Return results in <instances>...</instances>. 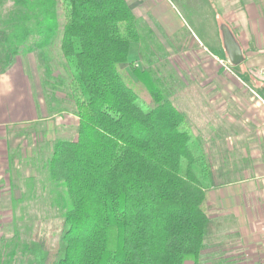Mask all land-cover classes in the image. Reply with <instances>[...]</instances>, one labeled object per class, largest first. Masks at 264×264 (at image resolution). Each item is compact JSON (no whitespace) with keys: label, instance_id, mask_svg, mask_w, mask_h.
<instances>
[{"label":"trees","instance_id":"16d2710c","mask_svg":"<svg viewBox=\"0 0 264 264\" xmlns=\"http://www.w3.org/2000/svg\"><path fill=\"white\" fill-rule=\"evenodd\" d=\"M142 24L129 0H12L0 13V74L55 41L77 118L44 163L58 228L1 235L0 264L200 263L219 228L211 162L144 54Z\"/></svg>","mask_w":264,"mask_h":264},{"label":"rangeland","instance_id":"374dc122","mask_svg":"<svg viewBox=\"0 0 264 264\" xmlns=\"http://www.w3.org/2000/svg\"><path fill=\"white\" fill-rule=\"evenodd\" d=\"M129 1L136 16L141 18L143 23L140 31L146 36L143 44L144 54L154 60L152 68L157 71L168 96L186 113L195 131L204 130L208 121L218 120L221 114H214L215 108L221 110L219 106L229 107L238 102L235 81L239 84L240 91H249L252 83L242 71L241 63L231 65L226 59L225 72L230 74V79L224 80V84L216 88L224 92V97L214 98L212 95H206V92L215 89L211 83L204 81L206 71L213 75L215 69L206 56L216 53L224 57L213 43L216 35L221 32L222 25L218 24L219 18L215 16V13H219V3L216 0ZM233 3L237 4L234 0L231 1V4ZM11 5L12 0H0V13L5 12ZM230 19L234 20V17ZM248 21L253 22V18ZM248 21L247 27L251 28L252 23L249 24ZM228 24L229 28L231 24L230 29L235 31L243 29L236 26L234 21ZM254 37L251 39L247 33H240V39L245 45L244 55L247 58L244 65L261 74L264 72V51L256 48ZM191 42H195L199 51L193 45L190 47ZM180 43L188 46L183 49L184 56L180 55V49H175L176 44ZM137 52L138 45H133L129 59L135 60L137 67H146V62L140 61ZM199 60L201 64H197ZM125 70L132 77L128 65ZM232 71L236 74V79L233 78ZM66 77H69V72L58 44L54 41L46 49L18 57L12 65L11 73L3 80L4 83L10 84L6 87L1 104L4 101L6 113L10 110L5 123L6 129H11L8 133L9 159L6 174L0 180V236L9 237L18 232L20 238L26 240L35 229L48 233L59 226L61 216L59 211L50 205L55 194L51 193L52 183L48 181L44 163L55 139L75 135L73 126L77 118L67 94ZM7 88H11L10 94ZM137 92L149 103L146 91L137 89ZM33 106L39 109L38 114L33 110ZM205 106L210 107L206 109ZM33 115L37 116V121L19 122ZM42 116L48 119L43 120ZM57 194L66 197L63 188L57 190Z\"/></svg>","mask_w":264,"mask_h":264},{"label":"crops","instance_id":"0c3cea01","mask_svg":"<svg viewBox=\"0 0 264 264\" xmlns=\"http://www.w3.org/2000/svg\"><path fill=\"white\" fill-rule=\"evenodd\" d=\"M216 1L219 3V13H215L219 18L218 24L229 27L228 23L234 21L236 26L243 28L235 31L230 29L231 24L229 28L239 42L243 55L245 45L240 39L241 31L251 39L255 36L253 41L256 48L264 51V0H234L237 2L234 5L231 4L233 0ZM233 17L234 20H231ZM249 18H253V22H249ZM247 21L252 23L251 28L247 27ZM191 43L190 47L193 45L198 50L195 42ZM213 43L224 57L216 53L206 56L215 66L213 75L207 71L205 74L204 81L215 88L206 95L222 98L224 92L216 88L224 84V80L230 79V74L225 72L224 63L228 59L221 32ZM187 47L185 43H180L176 44L175 49H180V55L184 56L183 49ZM246 60L244 55L242 71L252 83L248 92L239 90L236 74L232 71L239 103L229 107L219 106L221 110L215 108L213 113L221 115L218 120L208 121L204 130L195 131L191 125L194 134L202 138L211 162L215 183L205 190V198L211 215L220 225L214 240L203 250L199 264H264V76L254 68L246 67ZM197 64H201L200 60ZM11 71L12 67L0 74V180L6 174L8 133L11 129L7 130L5 123L10 110L6 113L4 101L1 104L6 87L10 84L3 80ZM7 92L10 94L11 88H7ZM209 107L205 106L206 109ZM33 110L38 114L36 106H33ZM37 116L19 122L33 123L38 120ZM41 119L47 120L48 117L42 116Z\"/></svg>","mask_w":264,"mask_h":264},{"label":"water","instance_id":"95a60500","mask_svg":"<svg viewBox=\"0 0 264 264\" xmlns=\"http://www.w3.org/2000/svg\"><path fill=\"white\" fill-rule=\"evenodd\" d=\"M221 36L227 59L231 65H238L244 60L239 42L226 24L221 25Z\"/></svg>","mask_w":264,"mask_h":264},{"label":"built area","instance_id":"2783aa9c","mask_svg":"<svg viewBox=\"0 0 264 264\" xmlns=\"http://www.w3.org/2000/svg\"><path fill=\"white\" fill-rule=\"evenodd\" d=\"M263 76H264V72L263 73H261Z\"/></svg>","mask_w":264,"mask_h":264}]
</instances>
